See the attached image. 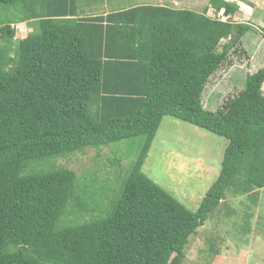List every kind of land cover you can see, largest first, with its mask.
Listing matches in <instances>:
<instances>
[{
  "label": "trees",
  "instance_id": "1",
  "mask_svg": "<svg viewBox=\"0 0 264 264\" xmlns=\"http://www.w3.org/2000/svg\"><path fill=\"white\" fill-rule=\"evenodd\" d=\"M80 1L0 0L21 13L0 23V264H181L226 191L255 204L264 188V64L223 109L201 103L250 26L232 22L239 7L226 0L202 12L141 5L95 16H82ZM18 23L32 31L16 39ZM163 117L227 140L194 212L141 171ZM139 136L104 216L59 226L70 206L89 209L55 159Z\"/></svg>",
  "mask_w": 264,
  "mask_h": 264
},
{
  "label": "rangeland",
  "instance_id": "2",
  "mask_svg": "<svg viewBox=\"0 0 264 264\" xmlns=\"http://www.w3.org/2000/svg\"><path fill=\"white\" fill-rule=\"evenodd\" d=\"M84 1H92L95 7L91 10L98 8L100 15L101 11L117 12L141 5L202 12L209 0ZM226 1L239 7L231 18L232 22L249 24L250 29L230 48L224 61L204 85L202 107L212 112L223 109L224 103L242 91L245 77L264 64V38L260 32L264 24V0ZM208 15L214 16L211 11ZM20 17L18 8L0 6V23H15ZM215 17L226 19L222 15ZM15 26L18 30L16 39L32 31L28 23ZM227 41L223 40L222 44ZM142 142L143 137L139 136L106 148H86L81 153L55 159V168H66L75 173L78 186L86 193L83 203L89 211L94 210L89 213L70 206L59 226L104 216L110 198L108 190L119 185L124 170L139 153ZM226 145L227 140L222 137L171 117H163L141 171L194 212L219 173ZM181 264H264V188L258 191L255 204L248 195L236 196L226 191L219 206L189 237Z\"/></svg>",
  "mask_w": 264,
  "mask_h": 264
},
{
  "label": "crops",
  "instance_id": "3",
  "mask_svg": "<svg viewBox=\"0 0 264 264\" xmlns=\"http://www.w3.org/2000/svg\"><path fill=\"white\" fill-rule=\"evenodd\" d=\"M80 4H81V7H80V10H81V14L82 16H95V15H98L99 11H98V8L97 9H94V10H91L93 9L95 6L93 5L92 1H84V0H81L80 1ZM96 10V14H94ZM109 11H101L100 14H106L108 13ZM225 148V147H224Z\"/></svg>",
  "mask_w": 264,
  "mask_h": 264
},
{
  "label": "built area",
  "instance_id": "4",
  "mask_svg": "<svg viewBox=\"0 0 264 264\" xmlns=\"http://www.w3.org/2000/svg\"><path fill=\"white\" fill-rule=\"evenodd\" d=\"M219 15H222V12H220ZM219 15H218V16H219ZM222 20H223V19H222Z\"/></svg>",
  "mask_w": 264,
  "mask_h": 264
}]
</instances>
